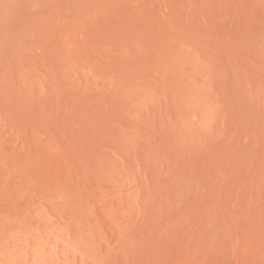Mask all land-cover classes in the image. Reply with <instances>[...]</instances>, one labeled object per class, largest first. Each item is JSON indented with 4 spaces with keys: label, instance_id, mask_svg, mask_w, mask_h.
I'll use <instances>...</instances> for the list:
<instances>
[{
    "label": "rangeland",
    "instance_id": "1",
    "mask_svg": "<svg viewBox=\"0 0 264 264\" xmlns=\"http://www.w3.org/2000/svg\"><path fill=\"white\" fill-rule=\"evenodd\" d=\"M0 264H264V0H0Z\"/></svg>",
    "mask_w": 264,
    "mask_h": 264
}]
</instances>
